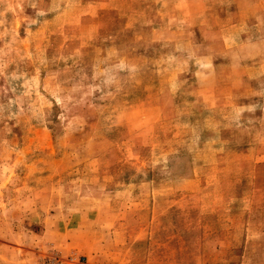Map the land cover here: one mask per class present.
<instances>
[{"label": "rangeland", "instance_id": "rangeland-1", "mask_svg": "<svg viewBox=\"0 0 264 264\" xmlns=\"http://www.w3.org/2000/svg\"><path fill=\"white\" fill-rule=\"evenodd\" d=\"M264 264V0H0V264Z\"/></svg>", "mask_w": 264, "mask_h": 264}, {"label": "built area", "instance_id": "built-area-1", "mask_svg": "<svg viewBox=\"0 0 264 264\" xmlns=\"http://www.w3.org/2000/svg\"><path fill=\"white\" fill-rule=\"evenodd\" d=\"M58 264H60V263L58 262Z\"/></svg>", "mask_w": 264, "mask_h": 264}]
</instances>
